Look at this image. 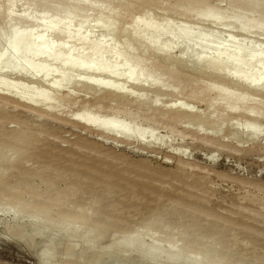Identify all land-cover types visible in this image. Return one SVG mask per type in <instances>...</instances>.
Returning <instances> with one entry per match:
<instances>
[{"label": "rangeland", "instance_id": "374dc122", "mask_svg": "<svg viewBox=\"0 0 264 264\" xmlns=\"http://www.w3.org/2000/svg\"><path fill=\"white\" fill-rule=\"evenodd\" d=\"M4 1L0 7L8 8ZM25 1H11L8 10L24 9ZM112 1L81 0L80 14L99 4L113 13L120 3L143 4ZM238 1L212 0L206 10L188 0H152L149 7H138L149 8L148 13L131 26L103 16L77 26L31 10L18 18L29 26L39 21L40 30L30 32L29 26L15 22L12 33L10 21L0 20V264H162L174 252L181 258L171 264H264V74L259 64L251 63L257 42L263 47L256 49L264 54V0H253L259 9L252 0ZM212 11L223 19L219 15L216 22ZM183 13H190V19H181ZM246 19L253 24L250 20L246 29L239 28ZM176 27L184 28L182 34ZM54 30L64 37L52 38ZM191 32L195 36L189 38ZM229 35L237 45H231L233 52L230 46L217 45ZM32 49L33 58L28 56ZM154 52L163 58L170 54L171 61L177 57L188 69L234 80L233 87L225 85L232 88L224 91L225 101H218L223 109L189 100L191 90L184 78L166 80L165 68L151 66ZM224 56L230 59L226 62ZM238 56L246 61L239 62ZM12 59L14 71L6 64ZM236 61L246 62L247 68ZM211 78L200 86L216 85ZM84 80L100 88H86ZM147 84L163 87L167 95L163 98ZM112 86L128 93L126 99L101 91ZM240 86L259 89L261 96ZM232 106L236 115L245 112L249 120L229 117ZM128 238L138 239L139 248L161 250L159 260L148 262L135 251L120 252L116 242Z\"/></svg>", "mask_w": 264, "mask_h": 264}, {"label": "bare ground", "instance_id": "6f19581e", "mask_svg": "<svg viewBox=\"0 0 264 264\" xmlns=\"http://www.w3.org/2000/svg\"><path fill=\"white\" fill-rule=\"evenodd\" d=\"M11 1H13V0H5L4 1V3H6L7 2V7L9 6L10 7V2ZM80 1L81 0H26L25 2V4H26V7H24V9L22 8V9H19L18 11H10V10H8V8H6V6H4V4H3V9L5 10V9H7L8 11L6 12H4L3 11V9H1L0 10V20H9L10 21V23L12 24H10V26H9V23H7V21H6V23L8 24L7 26H9V30L10 29H13L12 30V33H14L15 31V26H17V25H15L14 23L16 22L17 24H18V26H19V24H21V25H25V27L27 26H29L28 25V23H27V25H26V23H23V21H22V19H20V18H18L19 16L21 17L22 15H24V14H26L28 11H31V10H36V11H38L39 13H41V14H45V15H51V16H53V17H56V18H58L59 20H66V21H69V23L71 22H73L74 24H78V23H80V25L81 26H84V23H86L87 21L86 20H88V19H90V18H93V17H97V16H100V17H104L106 20H112V21H119V20H121L122 21V23L124 24H130V23H139V22H141L142 21V17L144 16V13L145 12H147L148 13V5H150L151 3H152V0H136L137 2H140V4H144L145 5V8H146V5L148 6L147 8L148 9H145V8H138V7H140V6H143V4L142 5H136L135 3L134 4H131L130 2H127V3H120V6H119V3H118V6H119V8H118V10L116 11V13H113V12H110V10L108 11L107 9L109 8V6H108V8L107 9H101L100 7L98 8V6L100 5H98L97 6V8H95L94 7V5H93V9L92 10H87L86 12H88L89 11V13H86V14H84V15H81L80 14V10H81V5H80ZM108 1V0H107ZM114 1V0H113ZM112 1V2H113ZM156 1H158V0H156ZM165 1V0H164ZM189 2H191L192 3V6H194L195 8H198V7H202V6H205L206 8V10H208V7H209V5H211L212 3H211V1L212 0H188ZM240 1V0H239ZM238 1V2H239ZM243 1V0H242ZM247 1V0H246ZM249 1H251V0H249ZM248 1V2H249ZM261 1V0H260ZM96 2V1H95ZM105 2V1H104ZM110 2V1H109ZM108 2V3H109ZM154 2V1H153ZM252 2H253V0L250 2L251 4H252ZM256 2V1H255ZM262 2V1H261ZM111 3V2H110ZM115 3V2H114ZM157 3V2H156ZM164 3V2H163ZM180 3V2H179ZM185 3V2H184ZM249 3V4H250ZM254 3V2H253ZM258 3V2H257ZM103 4V3H102ZM107 4V3H106ZM182 4V3H181ZM243 4H244V2H243ZM247 4V3H246ZM251 4H250V6H251ZM255 4V5H254ZM254 4H252V5H254V6H256L257 8H258V6L256 5V3H254ZM109 5V4H108ZM111 5V4H110ZM116 5V4H115ZM161 5H162V3H161ZM160 5V6H161ZM170 5V4H169ZM187 5H189V4H187ZM191 5V4H190ZM213 5V4H212ZM211 5V6H212ZM235 5V4H234ZM239 5V3L236 5V6H238ZM245 5V4H244ZM262 5H264V3L262 4ZM103 6H104V4H103ZM153 6H154V3H153ZM155 6H157V5H155ZM159 6V7H160ZM173 6V5H172ZM192 6H190V7H192ZM217 6V5H216ZM248 5H246V7H247ZM249 6V7H250ZM259 6H261L260 4H259ZM2 7H0V8H2ZM106 7H107V5H106ZM112 7H113V5H112ZM171 7V6H170ZM180 7V6H179ZM184 7V6H183ZM231 7V6H230ZM240 7V6H239ZM255 7V8H256ZM151 8V7H150ZM154 8V7H153ZM233 8V7H232ZM251 8H252V6H251ZM260 8V7H259ZM258 8V9H259ZM264 8V7H263ZM262 8V10H264ZM11 9V8H10ZM204 9V8H203ZM237 9V8H236ZM235 9V10H236ZM239 9V8H238ZM237 9V10H238ZM254 9V8H253ZM115 10V9H114ZM205 10V11H206ZM211 10V9H210ZM210 10L208 11V12H210ZM219 11H220V9H218ZM241 10V9H240ZM239 10V11H240ZM250 10V9H249ZM255 10V9H254ZM261 10V9H260ZM107 11V12H106ZM156 11V10H155ZM189 11V10H188ZM187 11V12H188ZM204 11V10H203ZM205 11H204V13H205ZM214 12H216L215 10H213ZM212 11V14L214 13ZM256 11H258V10H256ZM255 11V12H256ZM161 12V11H160ZM165 12V11H164ZM186 12V11H185ZM243 12V11H242ZM253 12V10L250 12V13H252ZM84 13V12H83ZM166 13V12H165ZM169 13V12H168ZM171 13V12H170ZM191 13V12H190ZM190 13H188V14H182V16H181V19H182V17H184L183 18V20L185 19V18H189L190 19V17H188V16H190ZM204 13H202L201 15H203ZM206 13H207V11H206ZM224 13V12H223ZM239 13V12H238ZM247 13V12H246ZM140 14V15H139ZM151 14V13H150ZM167 14V13H166ZM175 14V13H174ZM193 14V13H192ZM197 14H200V13H197ZM215 14V13H214ZM213 14V15H214ZM225 14V13H224ZM224 14H222V15H224ZM240 14V13H239ZM255 14V13H254ZM260 13H257V15H259ZM145 15H146V13H145ZM160 15H161V13H160ZM207 15V14H206ZM211 15V14H210ZM216 15V14H215ZM213 16L214 18L216 17V16ZM217 15L219 16H221V13L220 14H218V12H217ZM236 15V14H235ZM41 16H43V15H41ZM137 16V17H136ZM163 16V15H162ZM164 16H165V14H164ZM180 16V15H179ZM194 16V15H193ZM205 16V15H204ZM212 16V15H211ZM216 17L217 19L218 18H220V16L219 17ZM231 16V15H230ZM261 16V15H260ZM264 16V15H263ZM23 17V16H22ZM159 17V16H158ZM207 17H208V15H207ZM250 17H251V15H250ZM249 17V18H250ZM262 17V16H261ZM136 18V19H135ZM154 18V17H153ZM209 18V17H208ZM216 18H215V20H216ZM221 18H222V16H221ZM246 18V17H245ZM252 18V17H251ZM264 18V17H263ZM97 19V18H96ZM204 19V18H203ZM210 19V18H209ZM223 19V18H222ZM222 19H220V20H222ZM234 18H232V20H233ZM196 20V19H195ZM219 20V19H218ZM234 20H236V19H234ZM245 20V19H244ZM250 20L251 19H246V24H245V26H243V27H240L239 25H237V26H239V28H242V29H246V28H244V27H248V26H250L249 24L247 25V21H249L250 22ZM98 21V20H97ZM197 21V20H196ZM207 21V20H206ZM90 22H91V20H90ZM92 22H94V21H92ZM91 22V23H92ZM96 22V21H95ZM129 22V23H128ZM204 22H205V20H204ZM216 22H219V21H217L216 20ZM145 23V22H144ZM193 23H194V21H193ZM213 23V22H212ZM215 23V22H214ZM224 23V22H223ZM231 23V22H230ZM235 23V22H234ZM234 23H232V24H234ZM242 23V22H241ZM251 23H252V20H251ZM255 24H256V22H254ZM101 24V23H100ZM122 24V25H123ZM132 24H130V25H128V26H131ZM136 24V25H137ZM186 24V23H185ZM253 24V23H252ZM1 25V24H0ZM98 25H99V23H98ZM226 25V24H225ZM231 25V24H230ZM77 26H79V24L77 25ZM147 26V25H146ZM2 27V26H1ZM0 27V28H1ZM125 27V26H124ZM133 27V26H132ZM152 27V26H151ZM182 27V26H181ZM191 27V26H190ZM193 27H194V25H193ZM257 27V26H256ZM29 28H31V29H29ZM40 28H41V24L39 23V21L36 23H34V24H32L31 26H29L28 27V29L30 30V32H34V33H37L38 32V30H40ZM121 28V27H120ZM126 28V27H125ZM140 28V27H139ZM177 28V27H176ZM179 28V27H178ZM177 28V29H178ZM250 29H251V27H249ZM2 29V28H1ZM133 29V28H132ZM137 29H138V27H137ZM146 29V28H145ZM145 29H144V31H145ZM156 29V28H155ZM180 29V28H179ZM178 29V31L177 30H174V32L175 31H177L178 33H181L182 34V32H179V31H181V30H183L184 28H181V30H179ZM8 30V31H9ZM119 30V29H118ZM172 30V29H171ZM170 30V31H171ZM213 30V29H212ZM216 30V29H215ZM254 30V29H253ZM11 31V30H10ZM14 31V32H13ZM119 31H121V30H119ZM125 31V33H127L126 31H127V29L126 30H124V28H123V32ZM135 31V30H134ZM139 31V30H138ZM143 31V30H142ZM152 31V30H151ZM166 31H168L167 29H166ZM240 31V30H239ZM136 32V31H135ZM155 32V31H154ZM208 32V31H207ZM207 32H205V34L207 33ZM225 32V31H224ZM231 32V31H230ZM131 33H133V32H131ZM139 33V32H138ZM149 34L151 33L150 32V30H149V32H148ZM177 33V34H178ZM192 33H195V32H191L190 34H189V36H188V34L186 35V36H188L189 38L190 37H192V36H190ZM0 34L2 35V33H1V31H0ZM118 33H115L114 35H117ZM128 34V33H127ZM127 34H126V36H127ZM137 34V33H136ZM143 34V33H142ZM145 34H146V32H145ZM152 34H154L153 33V31H152ZM166 34V33H165ZM171 34V33H170ZM173 34V33H172ZM217 34V33H216ZM12 35V34H11ZM99 35V34H98ZM158 35V34H157ZM162 35V34H161ZM174 35H175V33H174ZM201 35V34H200ZM14 36V35H13ZM12 36V37H13ZM50 36L52 37V38H55V39H59L60 38V36H62V34H60V33H57V31L56 30H54V31H52L51 33H50ZM129 37H130V35H128ZM141 36V35H140ZM170 36H173V35H169V37ZM181 36V35H180ZM179 35H177V37H180ZM183 36V35H182ZM195 36V35H194ZM193 36V37H194ZM216 37H217V35H215ZM214 36V37H215ZM219 36V35H218ZM2 37V36H1ZM62 37H64V36H62ZM115 37V36H114ZM123 37V36H122ZM144 37H147V36H144ZM159 37V36H158ZM213 37V36H212ZM110 38V37H109ZM141 38H143L142 36H141ZM152 38V37H151ZM154 38V37H153ZM166 38V37H165ZM171 38V37H170ZM175 38V37H174ZM207 38H208V36H207ZM210 38V37H209ZM218 38V37H217ZM60 39H62V38H60ZM112 39V38H111ZM114 39V38H113ZM159 39V38H158ZM183 39H185V38H183ZM195 38H192L191 39V41H193ZM199 39V38H198ZM206 39V38H205ZM110 40V39H109ZM136 40V39H135ZM147 40H149V39H147ZM167 40H168V38H167ZM187 40H189V39H187ZM210 40V39H209ZM214 40H216V39H214ZM218 40V39H217ZM142 41H143V39H142ZM173 41V40H172ZM185 41V40H184ZM190 41V42H191ZM212 41H213V39H212ZM212 41L210 40L209 41V43L211 42V44L212 45H208L209 47H217L216 46V44H213L212 43ZM234 38L231 36V35H229L228 36V39L227 40H224L223 42H221V40L220 41H218L217 42V45H218V43H219V45H226V47L227 48H229L228 46H230V48H231V50H230V52H233L232 51V47H231V45L232 46H236L237 47V45H234ZM258 41V40H257ZM133 42H134V40H133ZM136 43H138L139 42V40L138 41H135ZM147 42V41H146ZM156 42V41H155ZM194 42V41H193ZM201 42V41H200ZM205 42V41H204ZM207 42V41H206ZM205 42V43H206ZM112 43H115V40H114V42H112ZM149 43V42H148ZM152 43V42H151ZM158 43V42H157ZM166 43V42H165ZM175 43V42H174ZM186 43V42H185ZM202 44L203 45V48H205L206 50H204V51H209V49L208 48H206V47H204V45L206 46L207 44H208V42L206 43V44ZM215 43V42H214ZM154 44V43H153ZM167 44V43H166ZM194 44H197V43H195L194 42ZM199 44V43H198ZM197 44V45H198ZM256 44V43H255ZM255 44H253V45H255ZM141 45L142 46H144L142 43H141ZM149 45H151V44H149ZM164 45V44H163ZM190 45H192V44H190ZM201 45V46H202ZM214 45V46H213ZM219 45H218V47H219ZM259 46V48L262 46L263 47V44H260L259 42H257V44H256V46ZM107 46V45H106ZM166 46V45H165ZM164 46V47H165ZM169 46V45H168ZM167 46V47H168ZM199 46V45H198ZM258 46L256 47V48H258ZM113 47V46H112ZM145 47V46H144ZM191 47V46H190ZM195 48H196V45L194 46ZM215 47H214V49H215ZM225 46H224V48H226ZM252 46H250V48H251ZM159 48V47H158ZM169 48V47H168ZM171 48V47H170ZM199 48V47H198ZM197 48V49H198ZM202 48V47H201ZM200 48V49H201ZM223 47H221V49H224ZM226 48V49H227ZM229 48V49H230ZM238 48H240V47H238ZM255 48V51H254V49L252 50V51H254L253 52V54L252 55H254V54H256V55H254L253 56V61L251 62V63H255L254 65H260V66H258L259 68L261 67H263L264 68V57L262 56V57H260V53H262L263 54V52H261V50L259 49V50H257ZM228 49V50H229ZM242 49V48H241ZM247 51H248V49H247V47L245 48ZM252 49V48H251ZM133 50V49H132ZM171 50V49H170ZM196 50V49H195ZM203 50V49H202ZM216 50L218 51V49L216 48ZM216 50H210V52H212V51H214V53L213 54H215V52H216ZM227 50V51H228ZM242 50H244V49H242ZM111 51V50H110ZM131 51V50H130ZM208 51H207V53H208ZM224 50H222L220 53H223V54H225L224 52H226L227 53V51H224ZM237 51V50H236ZM34 50L32 49V50H30L28 53V56L29 57H35L36 55H33L34 53ZM114 52V51H113ZM173 52V51H172ZM219 52L217 53V54H219ZM229 52V51H228ZM249 52V51H248ZM118 53H120V52H118ZM243 53H245V51L243 52ZM247 53V52H246ZM110 54V53H109ZM113 54V53H112ZM111 54V55H112ZM116 54V53H115ZM150 54V53H149ZM153 54H155V55H152V57H151V55L149 56V57H151L149 60L151 61V66H154V67H157V68H165L166 69V72H167V78H166V80L167 79H169V78H175V77H181V78H184L185 80H186V85L188 86V87H190V90H191V93H187L188 95H186V96H188L189 98V100L191 99V100H195V99H197V101L198 100H200V101H203V100H205V102L206 103H208L207 105L209 106V107H211V108H214V109H218V111H219V109H223V107L222 106H224V104H222L221 102V104H219V102L218 101H220V100H222V102L223 101H225V92L224 91H226V90H228V91H231L232 90V88H231V90H229L230 89V87H229V89H227L228 87L227 86H225V85H229V84H231V86L233 87V85H235L234 83V80H233V82H232V79L231 78H226V77H222V76H219L218 75V73L217 72H211V73H207L208 71H201V70H199V69H188V68H186V65L184 64V62L183 61H181L180 59H178L177 57H176V59H172V61L169 59V56L168 55H170V54H168L167 55V57H168V59H167V57H166V55H164V57L165 58H163V55L161 56V57H158V56H156L157 54L154 52ZM164 54V53H163ZM181 54V53H180ZM223 54H220L221 55V57L223 56ZM229 54V53H228ZM230 54H232V53H230ZM229 54V55H230ZM250 54V55H251ZM260 54V55H259ZM160 55V54H159ZM226 55V54H225ZM228 55V56H229ZM237 55H239V54H237ZM242 55V54H241ZM250 55H248V56H250ZM252 55H251V57H252ZM264 55V54H263ZM171 56H172V53H171ZM171 56H170V58H171ZM230 56H232V57H235V56H233V55H230ZM243 56V55H242ZM115 57V56H114ZM145 57H146V55H145ZM148 57V55H147V58H149ZM173 57V56H172ZM175 57V56H174ZM220 57V56H219ZM226 57L227 56H224L223 57V59L225 58L226 59ZM239 57V56H238ZM251 57H249V58H251ZM118 58V57H117ZM137 58V57H136ZM229 57H227V60H226V62L230 59H228ZM240 58H242L241 56L239 57V62H241L240 61ZM53 59H55V58H53ZM110 59H112V58H109V60ZM167 59V60H166ZM222 59V58H221ZM231 59H233V58H231ZM237 59V58H236ZM245 60L246 61V58H242V60ZM148 60V61H149ZM169 60V61H168ZM249 60V59H248ZM8 61V60H7ZM233 61H235V60H233ZM12 62L13 63H11L10 61L9 62H7L6 64H8V66H9V68L11 67V69H13V71H14V61H13V59H12ZM237 62V61H236ZM243 62V61H242ZM198 63V62H197ZM200 63V62H199ZM238 63V62H237ZM248 63H249V61H248ZM248 64V65H250V67H252L253 68V66H251L252 64ZM231 64H233L232 63V60H231ZM238 64H240V63H238ZM238 64H236L235 63V66L236 65H238ZM242 64V63H241ZM240 64V65H241ZM149 65V64H148ZM199 65V64H198ZM234 65V64H233ZM244 64H242V66H243ZM247 65V63L245 62V65H244V67L243 68H245V66ZM136 66V65H135ZM239 66V65H238ZM256 67V66H255ZM254 67V68H255ZM257 67V68H258ZM242 68V67H241ZM246 68H247V66H246ZM252 68H249L248 67V69H252ZM259 69V70H261V71H263V74H264V69ZM159 69V70H160ZM254 70V69H253ZM258 70V71H259ZM220 71V70H219ZM236 71V70H235ZM255 71H257V70H254V72ZM258 71H257V73H258ZM16 72V71H15ZM47 72H49V71H47ZM46 72V73H47ZM164 72V71H163ZM162 72V73H163ZM188 72H190V74H188ZM221 72V71H220ZM248 72H249V70H248ZM17 73L18 74H20L21 76L24 74L22 71H17ZM161 73V74H162ZM226 73V72H225ZM228 73V72H227ZM232 73V72H231ZM13 74V73H12ZM245 74V73H244ZM259 74H260V72H259ZM262 74V73H261ZM17 75V74H16ZM19 75V76H20ZM25 75V74H24ZM45 75V74H44ZM46 75H49V74H46ZM53 75V74H52ZM241 75H243V74H241ZM258 75V74H257ZM25 76H27V75H25ZM31 76V75H30ZM34 75H32L31 77H33ZM61 76V75H60ZM101 76V75H100ZM165 76V75H164ZM237 76V75H236ZM73 77V76H72ZM75 77V76H74ZM77 77V76H76ZM79 77V76H78ZM163 77V76H162ZM213 78V80H214V78H215V84L216 85H211V86H209V87H207V88H202L201 86H200V84L199 83H203V82H209V79L210 78ZM232 77V76H231ZM244 78H245V76H243ZM249 77V76H248ZM30 78V77H29ZM56 78H58V77H56ZM64 78H66V77H64ZM68 78H70V77H68ZM163 78H165V77H163ZM211 78V79H212ZM219 78V79H218ZM233 78V77H232ZM247 78V77H246ZM254 78V77H253ZM263 77H261L260 79H262ZM43 80L45 79V78H42ZM82 79V78H81ZM85 79V78H84ZM95 79V78H94ZM207 79V80H206ZM216 79H218L219 81H221L220 83L218 82V80H216ZM229 79H231V81L229 80ZM248 79V78H247ZM255 79H257V78H255ZM58 80V79H57ZM64 80H68V79H64ZM70 80V79H69ZM72 80V79H71ZM70 80V81H71ZM76 80V79H75ZM74 80V81H75ZM78 80V79H77ZM93 80V79H92ZM176 80H178V78L176 79ZM205 80V81H204ZM264 80V79H263ZM62 81V80H61ZM78 81H81V80H78ZM254 81H256V80H254ZM253 81V82H254ZM89 82V81H88ZM87 81H85L84 80V82L83 83H81V84H85L84 85V87H86V88H89V89H91L92 90V88L93 89H97V88H100V87H96V83L94 84H90V83H88ZM93 82V81H92ZM95 82V81H94ZM133 82V81H132ZM137 82V81H136ZM135 82V83H136ZM139 82V81H138ZM158 82H159V80H158ZM162 83L164 82V81H161ZM169 82H171V81H169ZM207 82V83H208ZM219 84H218V83ZM233 83V85H232V83ZM256 82H259L260 83V81H256ZM255 82V83H256ZM74 83H77V81L76 82H74ZM80 82H78V84H79ZM131 83V82H130ZM134 83V82H133ZM172 83V82H171ZM183 83V82H182ZM210 83V82H209ZM212 83V82H211ZM238 83V82H237ZM249 83V82H248ZM261 83H262V81H261ZM263 83H264V81H263ZM48 84V83H47ZM55 83H53V85H54ZM116 84V83H115ZM146 84V83H145ZM144 84V85H145ZM154 84V83H153ZM151 85V84H147L148 86V88H150V90L152 89V90H154L155 92H156V94H163L164 95V93H165V95H167V91L166 92H163L164 90H162V88L160 89V88H157L158 86L157 85H159V83H155L156 84V86L155 85ZM204 84V83H203ZM217 84H218V86H219V88L217 87ZM253 84V83H252ZM49 85V84H48ZM58 85V84H57ZM71 85V84H70ZM73 85V84H72ZM80 85V84H79ZM113 85V84H112ZM139 85V84H138ZM138 85H135V86H137V88H138ZM208 85V84H207ZM238 85H240V84H238ZM242 85V84H241ZM260 84H258V86H259ZM263 85V84H262ZM261 85V86H262ZM140 86H141V84H140ZM139 86V87H140ZM254 86V85H253ZM264 86V85H263ZM51 87V86H50ZM59 87V86H58ZM74 87H76V86H74ZM160 87H161V84H160ZM184 87V86H183ZM236 87H237V84H236ZM244 88H247V87H245V86H243ZM243 87L242 86H240V88H242L241 90H244L243 89ZM255 87V86H254ZM257 87V86H256ZM79 88V87H78ZM109 88H112V89H114L113 88V86L112 87H109ZM129 88V87H128ZM165 88H167V86L165 87ZM169 88V87H168ZM174 88V87H173ZM218 88V89H217ZM240 88H237V90L239 89L240 90ZM60 89V88H59ZM88 89V90H89ZM112 89H108V87L106 88V90L104 89H101V91L103 92V93H105V94H114V95H117L118 97H121V99L122 98H125L126 99V95L128 94H124V93H122V92H120V90H118V91H116V89H114V90H112ZM126 89V88H125ZM142 89V88H141ZM164 89V88H163ZM171 89V88H170ZM176 89V88H175ZM215 89V90H214ZM217 89V90H216ZM221 89H223V91H221L219 94H218V92L220 91ZM248 89V91H250V92H254L255 94H261L262 93V91H260L259 89H255V88H251L250 89V87L249 88H247ZM122 90H123V88H122ZM128 90V89H127ZM139 90V89H138ZM219 90V91H218ZM234 90H235V88H234ZM237 90H235V91H237ZM238 90V91H239ZM70 91V90H69ZM80 91H81V88H80ZM83 91H85V90H83ZM101 91H99V92H101ZM131 91H133V89L131 90ZM139 91H142V90H139ZM173 91V90H172ZM175 91V90H174ZM187 91V90H186ZM213 91H217L216 93H217V95H215L216 93H214L213 94ZM228 91H227V93H228ZM234 91V92H235ZM264 91V90H263ZM127 92V91H126ZM158 92V93H157ZM161 92V93H160ZM224 94H223V93ZM73 93V92H72ZM129 93H131V92H129ZM146 93V92H145ZM173 93V92H172ZM172 93H170V94H172ZM243 93H246V92H243ZM7 94V93H6ZM133 94V93H132ZM144 94V93H143ZM248 94V93H247ZM255 94H253V95H255ZM257 94V95H258ZM264 94V93H263ZM97 95V94H96ZM130 95V94H129ZM128 95V96H129ZM134 95V94H133ZM138 95V94H137ZM162 95V96H163ZM165 95L163 96V98L165 97ZM169 95V94H168ZM173 95V94H172ZM6 96V95H5ZM68 96V95H67ZM143 96V95H142ZM154 96V95H153ZM162 96H160V97H162ZM261 96V95H260ZM16 97V96H15ZM137 97V96H136ZM168 97V96H167ZM175 97V96H174ZM262 97H263V95H262ZM17 98H19V97H17ZM22 98V97H21ZM129 98V97H128ZM156 98V97H155ZM154 98V99H155ZM205 98H207V101H206V99ZM140 99V98H139ZM153 99V98H152ZM168 99V98H167ZM169 99H173V96H171V98L169 97ZM168 99V100H169ZM23 101H24V99H22ZM166 100V99H165ZM187 100V99H186ZM20 101V100H19ZM178 101V100H177ZM199 101V102H200ZM111 102V101H110ZM167 102H169V101H167ZM170 102H173V101H171L170 100ZM182 102V101H181ZM181 102H177V105H178V103H180V105H181ZM188 104H189V102L190 101H186ZM186 102H183V103H186ZM192 102V101H191ZM204 102V103H205ZM76 103V102H75ZM144 103V102H143ZM186 103V104H187ZM203 103V102H202ZM161 104V103H160ZM172 104V103H171ZM171 104L169 103L168 105H170V106H168L169 108L171 107ZM185 104V105H186ZM187 104V105H188ZM191 104V103H190ZM40 105V104H39ZM38 105V106H39ZM45 105V104H44ZM165 105V104H164ZM175 105H176V101H175ZM176 105V106H177ZM228 105V104H227ZM227 105H225V106H227ZM31 106V105H30ZM173 107H174V105H172ZM182 106V105H181ZM190 106H192V105H190ZM194 106V105H193ZM44 107V106H43ZM117 107V106H116ZM116 107L114 106V108L116 109ZM185 107V106H184ZM45 108V107H44ZM196 108V107H195ZM194 108V109H195ZM235 108V107H234ZM31 109V108H30ZM42 109V108H41ZM115 109H114V111H115ZM167 109V108H166ZM173 110H175L176 108H172ZM193 109V108H192ZM26 110V109H25ZM172 110V111H173ZM176 110H178V112H180L183 116H187V115H190V117H194V118H196L198 121H202L203 119H200V117H197V115H195L194 113H192V112H190V111H185V110H180V109H176ZM228 111H227V114L229 115V117H235V118H233L235 121L237 120L238 121V118H236L237 116H239V120H242V119H244L245 121H248L249 120V116H248V114L247 113H245V112H242V114L240 113V114H238L237 113V115H236V111H235V109H233V106H232V108H230V109H227ZM50 111V110H49ZM48 111V112H49ZM119 111V110H118ZM170 111H171V109H170ZM192 111V110H191ZM47 112V111H46ZM254 112V111H253ZM34 113V112H33ZM50 113V112H49ZM116 113V112H115ZM222 114V113H221ZM89 115V114H88ZM204 115V114H203ZM43 116V115H42ZM201 116V115H200ZM224 116H225V114H224ZM110 117V116H109ZM112 117V116H111ZM162 117V116H161ZM229 117H227V118H229ZM242 117V119H240ZM179 121H185L186 119H184V118H180V117H178L177 118ZM176 119V120H177ZM224 119H225V117H224ZM223 119V120H224ZM153 120V119H152ZM190 120V119H189ZM196 120V121H197ZM234 120H232V121H234ZM77 121V120H76ZM188 121V120H187ZM193 121V120H192ZM204 121V120H203ZM236 121V122H237ZM242 122H243V120H242ZM200 123V122H199ZM84 124V123H83ZM90 124V123H89ZM89 124H84L85 126L86 125H89ZM92 124V123H91ZM90 124V125H91ZM228 124V123H227ZM242 124V123H241ZM202 125V124H201ZM237 125V124H236ZM89 127V126H88ZM92 127V126H91ZM221 128V127H220ZM203 129V128H202ZM103 131V130H102ZM208 131V130H207ZM214 131V130H213ZM236 131V130H235ZM106 133H109V132H106ZM113 133V132H112ZM220 133V132H219ZM230 134V133H229ZM113 136L114 137H117V135H115V134H113ZM112 136V137H113ZM233 136V135H232ZM227 137H229V136H227ZM111 138V137H110ZM121 138V137H120ZM124 138H126V137H124ZM123 137L121 138V139H124ZM114 139V138H113ZM117 138H115V140H116ZM114 140V141H115ZM125 140H128V139H124V141ZM131 140V139H130ZM8 170V169H7ZM211 217V216H210ZM66 225H67V223H66ZM65 230H68V229H65ZM64 231V230H63ZM132 238V237H131ZM131 238H128V239H124V240H122V241H118L119 243H117L116 242V246H117V249L120 251V252H123V253H129V252H132V251H135L136 253H139L145 260H147L148 262H152L154 259H155V261H156V258L158 259V256L160 257L161 255H159L158 253H162V251L160 252H158L157 253V249L156 250H153L154 248L152 247V249H150V248H148V250L146 249L147 247L146 246H144V245H142V248H144V247H146V248H144V249H142L141 248V245H140V248L138 247V245H139V243L137 242V240L138 239H135V240H131ZM133 239V238H132ZM135 242H137L138 243V245L136 246V243ZM113 245V244H112ZM113 247H115V246H113ZM114 252H116V251H114ZM135 252H134V254H135ZM119 253V252H118ZM117 253V254H118ZM166 255V254H165ZM181 258V254H180V252H174V253H171V254H169L168 256H167V259L165 258V261H164V263H162V264H171L172 263V261H174V260H178L179 261V259ZM159 260V259H158ZM186 260V259H185ZM177 261V262H178ZM182 261V260H181ZM188 262V261H187ZM186 262V263H187ZM157 263V262H156ZM159 263V262H158ZM179 264H180V262H178ZM177 263V264H178ZM185 263V262H184ZM185 263V264H186ZM155 264V263H154ZM160 264V263H159ZM175 264V263H174ZM188 264V263H187Z\"/></svg>", "mask_w": 264, "mask_h": 264}]
</instances>
